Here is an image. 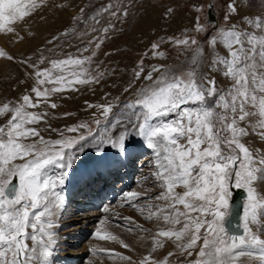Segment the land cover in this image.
<instances>
[{"label":"snow or ice","instance_id":"obj_1","mask_svg":"<svg viewBox=\"0 0 264 264\" xmlns=\"http://www.w3.org/2000/svg\"><path fill=\"white\" fill-rule=\"evenodd\" d=\"M43 3L46 0H40ZM40 4L0 0V33L16 34L11 25ZM254 4L255 0H229L222 23L209 27L197 16L190 29L157 36L125 70V99L120 95L110 99L111 93H105L103 103L85 101L86 111L94 109L91 120L63 129L48 123L54 117L47 109L58 107L51 97L105 78V72L91 66L112 33L123 31L105 14L123 24L135 6L133 0H115L86 18L80 9L73 17L76 23L94 21L91 32L79 33L81 43L87 38L82 52L77 49L80 55L51 60L41 56L39 63L50 65L45 68L31 63L30 57L20 61L33 69L26 73L31 88L18 99L0 103V118L6 117L0 124V264H54V228L65 200L55 191L57 185L78 177L88 186L105 171L111 175L115 164L135 163L145 149L154 157L145 181L151 179L160 189L148 199L162 203H148L138 211L146 220L171 227L158 224L154 234L142 229L152 242L148 255L138 262L106 250L109 255L127 264H170L175 252L163 259L152 253L171 241L181 254L191 257L195 252L197 258L189 264H239L243 257L264 264V149L245 142L257 136L264 143V11L251 13ZM193 7L203 11L202 5ZM174 14L169 7L164 18L170 20ZM0 57L15 60L3 49ZM149 57L159 63L146 64ZM118 71L112 68L108 75ZM41 123L57 138L46 139L38 127ZM49 167L59 169L55 179L48 175ZM233 189L246 193L239 233L229 228ZM140 196L130 192L126 199ZM123 219L132 222L130 217ZM95 236L134 251L106 230L98 229Z\"/></svg>","mask_w":264,"mask_h":264},{"label":"rangeland","instance_id":"obj_2","mask_svg":"<svg viewBox=\"0 0 264 264\" xmlns=\"http://www.w3.org/2000/svg\"><path fill=\"white\" fill-rule=\"evenodd\" d=\"M210 1L211 0H133L135 6L129 8V16L123 24L116 21L115 18L107 17V14H105V17L111 19L112 22L117 25V28H123L122 32L112 33V38L105 41L98 53L95 63L91 66L93 71L105 72V78L102 79L99 84L77 85L79 91L64 92L52 96V102H55L58 107L50 111L54 118L50 119L48 123L51 124L53 128L63 129L66 125H74L81 121L91 120V113L94 109H88L86 111L85 101L90 103H103L105 93H111V97H109L110 99L115 98L118 95L121 96V99H125V95L122 94L123 84L128 79L125 70L130 69L135 61L140 59V54L148 48L149 43L157 36L179 34L180 30L185 27L190 29L197 16H199L202 24H208L209 27L213 24H220L223 22L226 5L229 0L213 1V13L217 18L216 23L209 22L208 3ZM110 2H115V0H46V3L43 4H40V0H37V3L40 4V6L33 10L31 15L25 17L22 21H17L11 25V27L15 29L16 34L0 33L1 36L4 35L7 37L5 39L9 40V46L7 47L3 44L4 39H0V49H3L15 58L14 61L8 60V72L11 77L14 78L13 80L15 81L17 79V83L21 74L28 77L26 73L33 72L32 68H27L20 63V61L25 58L30 57L31 63L37 64L40 68H45L50 67V65L47 61L44 64H40L39 61L41 56L51 60L61 59L69 54L73 56L80 55L81 53L78 52L77 49H80L82 52L87 38H85L84 43H81L79 33L84 31L91 32L89 25H92L94 21L88 20V24L86 25L84 23H76L73 20V17L80 13L81 8L85 10V18L92 16L102 5H106ZM124 2L128 3V0H124ZM57 5H64V7H57ZM194 5H202L203 11H195L193 7ZM169 7H172L175 10V14L170 20H166L164 18V13ZM249 11L251 13L264 11V3H261V0H255L254 6ZM104 22V20L101 21V23ZM97 27H99V25H97ZM72 28H76V32H71ZM64 32H68L69 34L62 35ZM153 32L155 35H153ZM93 35L96 34L93 33ZM20 37H22V39H20ZM49 41H51V43H49ZM105 52H111L113 54L105 56ZM83 55L87 56L89 53L84 52ZM0 58L5 59L3 57ZM168 62L172 63L173 61L170 59ZM145 63H159V61H153L151 57H149L146 59ZM96 64H100L99 69L96 68ZM112 68H118L120 71H118L116 75L110 76L108 73ZM2 79L3 76L0 77V84L3 83ZM14 89H16L15 82L14 85H5L6 92H14ZM17 91L18 90H15V92ZM7 100L11 99H8L7 97L3 102ZM36 111L38 110L36 109ZM64 113H71V115L64 116ZM5 120L6 117L1 122L4 123ZM101 121L102 126L100 130H103V118H101ZM1 122L0 124H2ZM38 127L42 130V135H44L46 139L57 138V133L44 131L46 128L45 124L41 123ZM92 128L95 132L97 126L93 124ZM245 142L252 148L264 149V143H261L257 136H250L246 138ZM94 144L95 142L87 145V147H92ZM147 151L145 149L139 155V159H137L135 163H132L135 168L133 169V172H130V174L132 173L131 178H133V181L131 182L132 187L122 192L121 195L120 191L116 192L117 196L120 195V197L118 196V202L117 204H114L113 208L109 207L111 209L105 211V208H108V206H105L104 208L102 207L97 210H101L98 215L84 219L80 222L70 221L69 218H67L68 221L66 222H56V227L54 228L55 233L57 236L63 237L61 240L67 241L62 242L66 245V249L63 250L64 253H73L69 260L70 264H127V262L109 255L106 250H113L114 252L131 256L133 260L137 262L143 256L148 255V250L151 248L152 242L150 239L151 235L142 229H148L153 220L149 221L142 218V220L136 222L138 224L136 229L134 224H131L134 222L130 223L129 220L123 219L125 213L133 216L134 211L138 210L145 204L162 203L148 199V197L153 196L160 191L158 187H153V181L150 183L148 182L147 185L145 184V179L143 180L144 177L151 176L153 171L152 165H150V167L137 165L141 162L140 157ZM123 165L120 164L116 170L121 171ZM58 174L59 169L54 167L48 168V175L52 179H55ZM124 176V173H120V175L118 174L114 183L119 186L118 183L124 178ZM65 185L66 183L64 185H57L55 191L61 194L60 188L65 189ZM146 186L150 187V189H148L150 192L147 191L148 193L144 194L143 192L146 191ZM77 188L81 189L80 187ZM110 188L111 186H108L105 191L108 192ZM179 190L180 189H178V191ZM130 192L140 193L141 196L138 199L129 201L126 197ZM80 193L82 194V192ZM51 198L54 199V195H52ZM104 198L107 199L108 195L106 194ZM122 210L127 211L123 213ZM76 211L77 210H75V212ZM102 221L108 222L109 227L113 229L110 230L113 232V235L128 242L134 251H129L128 249L123 248L115 241L101 240L97 238L95 236L96 231L98 229L102 232L104 231L102 229ZM158 224L160 227H171V225H164L162 221L157 222L156 228L151 230L152 234L158 230ZM140 226H142V228ZM129 228L133 229L130 232H140V236L132 237V234L122 231H127ZM141 237H143V239H141ZM134 238L142 243V253H139V251L133 246L132 241ZM83 246H89L90 248L85 252H80L77 256L76 254ZM92 247L95 248V251H93L94 248L91 249ZM60 251L63 253L62 250ZM196 251H198V249H196ZM127 252H129V254H126ZM169 252L176 253L174 256L169 257L170 264H189L190 261L197 258L195 252L191 257L177 252L174 245H171L167 241L163 248L158 249L156 252L152 253V255L156 259H163ZM241 260L239 261V264H255V261L252 258H244Z\"/></svg>","mask_w":264,"mask_h":264},{"label":"bare ground","instance_id":"obj_3","mask_svg":"<svg viewBox=\"0 0 264 264\" xmlns=\"http://www.w3.org/2000/svg\"><path fill=\"white\" fill-rule=\"evenodd\" d=\"M4 37V38H3ZM5 38H7V37H5L4 35H2L1 36V34H0V39H4L3 40V44L5 45V46H9V44H8V42H9V40H7V39H5ZM27 41V40H26ZM8 64H9V61L8 60H5V59H1L0 58V77L1 76H3V79H2V82L3 83H1L0 84V103H2L3 101H4V99H6L7 97H8V99H11V100H15V99H18L22 94H24L25 93V90H27V89H30L31 88V84L33 83L32 82V80L31 79H29L28 77H26L24 74H21L20 76H19V79H18V82L16 83V80L14 81L13 79L14 78H12L11 77V75H10V73L8 72ZM5 75V76H4ZM25 81V83H21L20 81ZM15 82V86H16V89H14V92H6L5 91V85L6 84H13L14 85V82ZM22 86H23V88H22ZM13 88V87H12ZM15 88V87H14ZM22 88V89H21ZM10 89V88H9ZM15 90H18L17 92H15ZM38 111H40L41 109H37ZM52 109H50V108H48L47 109V111L50 113V111H51ZM5 118H0V122L2 121V120H4ZM2 123V122H1ZM101 132H103V130H100ZM144 151V150H143ZM147 151V150H146ZM141 158V162L140 163H138L137 165H139V166H147V167H150V165H152V161L154 160V157L152 156V153H151V151H147L143 156H141L140 157ZM124 165H125V168H124ZM124 165H123V168H121V171H117V172H112V175H114L115 174V176H114V178L116 179V177H118V174L120 175V173H124V179L126 180L129 176L130 177H132V173L130 174V172H133V169H135L134 168V165L132 164V163H128V162H125L124 163ZM116 166V167H115ZM118 166H120V164H115V165H113V170L114 169H117V167ZM143 169V168H142ZM143 171V170H142ZM120 177H122V176H120ZM150 177V176H149ZM124 179H122V180H120V182L118 183L119 184V186H116L115 187V190L113 191L112 189V186H111V188L108 190V191H110L111 193L112 192H114L115 194H116V192L117 191H119V189L121 188V187H123L125 184L127 185V184H129L130 182H128V183H126V181L124 180ZM145 179V177L143 178V180ZM82 180H80L78 177H76V178H73L72 180H71V182H66V185H65V191L64 192H67L68 194H70V196H71V198L73 197V195H74V191H77V190H79V192H82V194L79 196V198L76 200V203L77 204H74V200H73V203L72 202H69V203H66L65 201H64V206H63V210H62V212L61 213H59L58 214V217H57V219H56V222H63V221H68V219L67 218H69V220L70 221H73V222H80V221H82V220H84V219H87V218H91V217H93V216H96V215H98L99 213H100V211H97V210H91V211H89V210H87L85 213L83 212V209H84V207H86L85 206V203H87V202H90V201H93V199H92V195L94 194V192L93 193H91V195H88L89 194V189H87L88 188V186H85V184H84V182H81ZM148 182L150 183V182H152V180L151 179H148L147 181H145V184H147L148 185ZM81 184V185H80ZM114 184H116V183H114ZM77 187H80L81 189H79V188H77ZM143 187V186H142ZM141 187V188H142ZM147 187V186H146ZM117 188V189H116ZM148 189H150V187H147L146 188V191H144L143 193L144 194H146V193H148V192H150V191H148ZM105 190H106V188H105ZM142 190V189H141ZM143 191V190H142ZM148 191V192H147ZM106 194H108V192H106L105 191V195ZM104 195V196H105ZM117 195V194H116ZM119 196V195H118ZM63 197H64V194H63ZM82 197V198H81ZM109 197V196H108ZM103 199V198H102ZM108 199V198H107ZM68 201H70V199L68 200ZM70 203H72V204H70ZM80 203V204H79ZM86 205H88V204H86ZM105 206H108V208L107 209H111V208H109V207H112L113 208V206L114 205H112V206H109V205H105ZM75 210H77L76 212H75ZM123 211V213L125 212V211H127V210H122ZM102 215V214H101ZM124 216L125 217H130V218H133L132 219V222H134V223H131V224H134V227L137 229V226H138V224L136 223L137 221H139V220H142V218H144L141 214H140V211H138V210H135L134 211V213H133V216H130L129 214H124ZM135 217V218H134ZM69 221V222H70ZM156 221H154L153 220V222H152V224H151V226L148 228V229H151V230H154L155 228H156ZM103 227H105V228H103ZM133 227V228H134ZM58 229V228H57ZM102 229L103 230H107V231H109L110 233H112L113 234V232L112 231H110V230H113L112 228H110L109 227V224H108V222H104L103 223V226H102ZM135 229V230H136ZM123 232H128V233H130V234H132V237H138V236H140V232H138L137 231V233H135V231L134 232H130V231H126V230H122ZM55 232V231H54ZM63 237H59V236H57V234H56V236H55V241H56V243H55V249H54V252H55V254H54V257H53V261H54V264H70L69 263V260H70V258H71V255L73 254V253H64V251L63 250H65L66 249V245L64 244V243H62V242H67V241H65V240H61ZM123 238V237H122ZM140 238V237H139ZM145 239V238H144ZM151 239V238H150ZM59 240V241H58ZM61 240V241H60ZM145 241H147V240H145ZM126 242V241H125ZM168 243H170L171 245H173L172 244V242L171 241H167ZM127 244H128V242H126ZM64 244V245H63ZM132 244H133V246L136 248V250H138L139 251V253H142V243L141 242H139L138 241V239H136V238H134V240L132 241ZM146 245V244H145ZM89 246H83L82 247V249L76 254L77 256L80 254V252H85V251H87V249L89 250ZM94 247H92L91 249H93ZM95 249V248H94ZM140 249H141V251H140ZM60 250H62L63 251V253H61V251ZM135 250V251H136ZM137 253V252H136ZM126 254H129V252H127ZM82 257V256H81ZM74 258V257H73ZM244 258H249V257H243V258H241V259H244ZM240 259V260H241ZM242 261V260H241Z\"/></svg>","mask_w":264,"mask_h":264},{"label":"water","instance_id":"obj_4","mask_svg":"<svg viewBox=\"0 0 264 264\" xmlns=\"http://www.w3.org/2000/svg\"><path fill=\"white\" fill-rule=\"evenodd\" d=\"M214 0H211L209 4L213 5L214 7ZM213 7L209 9L208 7V17H209V22L216 23L217 18L215 14L213 13ZM246 197V193L241 190V189H233V194H232V201H231V207H232V212L233 215L231 217V221L229 224L230 231L233 233H239L242 231V227H237V225H242L241 221V206L245 202L244 198Z\"/></svg>","mask_w":264,"mask_h":264}]
</instances>
